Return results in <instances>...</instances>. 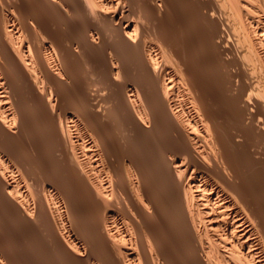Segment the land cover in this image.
<instances>
[{"label": "bare ground", "instance_id": "bare-ground-1", "mask_svg": "<svg viewBox=\"0 0 264 264\" xmlns=\"http://www.w3.org/2000/svg\"><path fill=\"white\" fill-rule=\"evenodd\" d=\"M0 236L264 264V0H0Z\"/></svg>", "mask_w": 264, "mask_h": 264}, {"label": "rangeland", "instance_id": "rangeland-1", "mask_svg": "<svg viewBox=\"0 0 264 264\" xmlns=\"http://www.w3.org/2000/svg\"><path fill=\"white\" fill-rule=\"evenodd\" d=\"M12 225H13V226H12V231H13L12 233H14V234H13L14 238H13V236H12V237H10V239H7V238H5V237L2 238V237L0 236V238H2L3 240L5 239L4 241L8 240V242L6 241L7 243H10L9 241H11V239H14V241L17 240V238L19 239V238L21 237L20 234L23 233L22 231L18 230L17 227L15 228V225L17 226V223H16V222H13ZM13 227H14V228H13ZM16 229H17L18 231H17ZM14 231H15V232H14ZM18 232H19V233H18ZM16 234H17V235H16ZM18 234H19V235H18ZM21 235H23V236L25 237V234H21ZM39 235H41V234H39ZM18 236H20V237H18ZM23 236H22V237H23ZM42 236H43V235H42ZM42 236H41V238H43ZM22 237L20 238L21 241L19 240L20 242L17 240V242L20 243V244H17L16 241H15V242H16L17 245L14 244V245L18 246V248H16V249H18L19 252H20V250L26 248L25 246L27 245V244L25 245V244L23 243L24 241H22V239H23L24 237H23V238H22ZM15 238H16V239H15ZM14 241L12 240L13 243H15ZM12 242H11V244H12V246H14ZM21 243H22V244H21ZM19 245H20V247H19ZM16 246H14V247H16ZM19 248H20V250H19ZM47 251H48L49 253H48ZM53 251H55V252L58 254V251H57L56 249H54V248L51 249V248L48 247L47 249H44L43 251H41V254L39 253L40 255H37V254H36L37 257H36V256H33L32 260L35 259L36 262H37V258H39V259H38L39 261L37 262L38 264H41L43 261H44V262H43L42 264H45V263H47V262H49L50 264H53V263L55 264V263L58 261V259L60 258L59 261H61V262L58 261L57 264H67V263L65 262V260H62V257H60L59 254L56 256V255H55L56 253L54 254ZM19 252H17L18 255H20ZM42 252H43V253H42ZM17 254H15V255H16L18 258L20 257L19 260H21L22 256H21V255L18 256ZM43 254H45V255H43ZM46 254H49V257H47ZM41 255H42V256H41ZM39 256H40V257H39ZM50 256H52L53 258L50 257ZM55 256H56V257H55ZM17 257H16V258H17ZM40 258H41V259H40ZM42 258H43V259H42ZM44 259H47V261L44 260ZM51 259H53V260H55V261H53V263H52V260H51ZM42 260H43V261H42ZM50 260H51V262H50ZM62 262H63V263H62ZM49 263H48V264H49Z\"/></svg>", "mask_w": 264, "mask_h": 264}]
</instances>
